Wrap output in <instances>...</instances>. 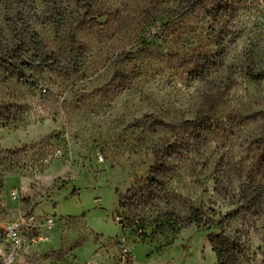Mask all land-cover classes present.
<instances>
[{"label":"rangeland","instance_id":"obj_1","mask_svg":"<svg viewBox=\"0 0 264 264\" xmlns=\"http://www.w3.org/2000/svg\"><path fill=\"white\" fill-rule=\"evenodd\" d=\"M28 212L18 263L264 264V0H0V226Z\"/></svg>","mask_w":264,"mask_h":264},{"label":"built area","instance_id":"obj_2","mask_svg":"<svg viewBox=\"0 0 264 264\" xmlns=\"http://www.w3.org/2000/svg\"><path fill=\"white\" fill-rule=\"evenodd\" d=\"M11 198L18 200L17 194L11 192ZM34 217L30 212L20 217L18 221L7 222L0 226V264H30L18 263L19 256L23 249L43 243H50L51 240L44 234L32 233ZM54 225L51 218H47L44 226L50 229ZM66 264H76L68 262ZM81 264H97L95 261H87Z\"/></svg>","mask_w":264,"mask_h":264},{"label":"trees","instance_id":"obj_3","mask_svg":"<svg viewBox=\"0 0 264 264\" xmlns=\"http://www.w3.org/2000/svg\"><path fill=\"white\" fill-rule=\"evenodd\" d=\"M134 55L128 54V58H132ZM207 118L201 119V125L206 124ZM190 222H194L199 225V227H202L206 224L202 218L198 216V210L192 209L191 214L189 216ZM211 243L214 246L216 256H217V262L218 264H236L237 260L236 257L231 252L230 248L227 246V244L224 241V238L222 236H216L211 240ZM79 245L73 246V249L75 247H78Z\"/></svg>","mask_w":264,"mask_h":264}]
</instances>
